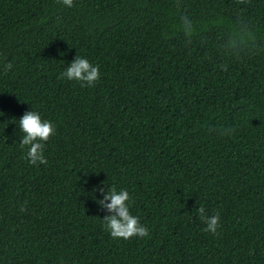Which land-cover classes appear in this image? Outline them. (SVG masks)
Here are the masks:
<instances>
[{
    "label": "trees",
    "instance_id": "1",
    "mask_svg": "<svg viewBox=\"0 0 264 264\" xmlns=\"http://www.w3.org/2000/svg\"><path fill=\"white\" fill-rule=\"evenodd\" d=\"M75 55L93 85L60 78ZM29 109L47 164L19 146ZM0 112V264H264V0H0ZM108 186L146 237L102 227Z\"/></svg>",
    "mask_w": 264,
    "mask_h": 264
},
{
    "label": "clouds",
    "instance_id": "2",
    "mask_svg": "<svg viewBox=\"0 0 264 264\" xmlns=\"http://www.w3.org/2000/svg\"><path fill=\"white\" fill-rule=\"evenodd\" d=\"M65 8L73 6V0H58ZM192 20L187 15L180 16V24L185 36L192 31ZM4 71L12 68V63L4 64ZM99 65L90 62L86 56L75 55L74 58L63 67L60 78L69 81L80 82L82 86L93 85L100 77ZM3 113L0 112V116ZM13 124L16 125L22 135L19 136V146L24 150V158L29 164H47L44 154L45 141L55 134L56 124L35 110L25 111L18 119L13 117ZM224 129L223 132H230ZM95 191L102 193V197L97 200L98 205L107 212L101 219L102 227L108 231L109 235L115 239L127 240L130 237H146L148 228L140 222V218L134 215L129 208L130 194L126 188L117 189L115 186L98 188ZM199 219L204 222V231L215 234L219 227L220 213L214 212L209 215L205 212L203 205L195 210Z\"/></svg>",
    "mask_w": 264,
    "mask_h": 264
}]
</instances>
